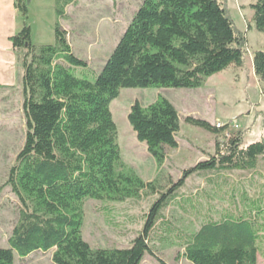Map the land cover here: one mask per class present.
<instances>
[{
  "label": "trees",
  "instance_id": "trees-1",
  "mask_svg": "<svg viewBox=\"0 0 264 264\" xmlns=\"http://www.w3.org/2000/svg\"><path fill=\"white\" fill-rule=\"evenodd\" d=\"M72 1L56 0L59 17ZM249 7L248 28L264 32V0ZM17 8L27 15L25 3L17 0ZM55 36V44L36 46L31 27L24 24L10 37L22 53L27 134L7 181L20 209L8 247H0V264H14V253L24 258L53 248L54 264H141L146 255L167 264L150 245L155 236L162 242L179 239L193 264H258V257L264 258V185L252 196L243 187L226 189L234 204L207 213L193 233L163 218L191 174L212 172L220 179L226 172L261 168L264 139L244 144L241 131L193 116L185 121L227 139L161 193L131 246L94 249L81 235L85 199L122 202L154 188L134 171L117 170L121 155L111 103L120 90L195 89L210 76L244 65L246 36L223 2L143 0L93 79L76 74L88 64L73 52L58 23ZM253 66L264 82L263 50L253 51ZM128 119L159 164L166 159V147L178 146L181 117L168 98L159 96L148 106L135 102ZM208 181L215 184L214 178Z\"/></svg>",
  "mask_w": 264,
  "mask_h": 264
},
{
  "label": "rangeland",
  "instance_id": "rangeland-1",
  "mask_svg": "<svg viewBox=\"0 0 264 264\" xmlns=\"http://www.w3.org/2000/svg\"><path fill=\"white\" fill-rule=\"evenodd\" d=\"M220 1L227 7L236 28L246 36L244 65L210 76L203 86L195 89L151 87L120 90L111 103L121 155L117 170L134 171L145 182H152L154 188L143 189L138 196L122 202L85 199L82 203L81 235L92 248L131 246L144 226L145 215L161 193L177 182L184 170L215 154L217 143L226 141L224 135L187 123V116L241 131L244 144L264 139V82L253 69V51H264V32L248 28L253 16L249 5L257 0ZM20 2L26 4L27 15L23 16L18 10L15 34L27 24L32 29V41L36 46L55 44L58 23L66 32L73 52L88 64L86 68L75 70L76 74L93 79L143 0H73L65 6L62 17L56 13V0ZM16 63L18 73L14 84L0 86V247H8V239L19 218L20 202L7 181L27 134L23 110L22 53L18 50ZM159 96L168 98L181 117L178 146L166 147V159L161 164L148 152L147 145L138 140L128 119L135 102L148 106ZM260 165L259 171L222 172L224 178L220 179H216L218 176L212 172L191 174L178 190L179 198L163 210V218L183 232H195L207 213L234 204L226 189L243 187L251 196L260 191L264 185V156ZM209 178H214L215 184L208 181ZM150 245L167 264H193L184 256V247L175 237L162 242L155 236ZM54 251L55 248L47 252L37 251L24 258L14 253V264H54ZM141 264L159 262L154 256L146 255ZM258 264H264L261 255Z\"/></svg>",
  "mask_w": 264,
  "mask_h": 264
},
{
  "label": "crops",
  "instance_id": "crops-1",
  "mask_svg": "<svg viewBox=\"0 0 264 264\" xmlns=\"http://www.w3.org/2000/svg\"><path fill=\"white\" fill-rule=\"evenodd\" d=\"M17 21V0H0V86H11L16 81V49L10 37L18 29Z\"/></svg>",
  "mask_w": 264,
  "mask_h": 264
}]
</instances>
